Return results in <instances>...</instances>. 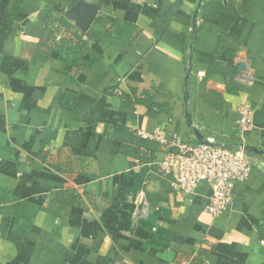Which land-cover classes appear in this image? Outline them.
<instances>
[{
  "label": "crops",
  "instance_id": "1",
  "mask_svg": "<svg viewBox=\"0 0 264 264\" xmlns=\"http://www.w3.org/2000/svg\"><path fill=\"white\" fill-rule=\"evenodd\" d=\"M207 137L216 216L157 169ZM0 264H264V0H0Z\"/></svg>",
  "mask_w": 264,
  "mask_h": 264
},
{
  "label": "built area",
  "instance_id": "2",
  "mask_svg": "<svg viewBox=\"0 0 264 264\" xmlns=\"http://www.w3.org/2000/svg\"><path fill=\"white\" fill-rule=\"evenodd\" d=\"M238 113V129L242 132L251 128L249 105H241ZM251 167L252 160L245 145L222 146L212 137L198 142H177L157 165L159 172L171 176L173 188L185 194L193 193L198 184L205 183L210 190L205 210L215 216L225 210L232 199L235 183L245 180Z\"/></svg>",
  "mask_w": 264,
  "mask_h": 264
},
{
  "label": "water",
  "instance_id": "3",
  "mask_svg": "<svg viewBox=\"0 0 264 264\" xmlns=\"http://www.w3.org/2000/svg\"><path fill=\"white\" fill-rule=\"evenodd\" d=\"M193 18L195 19V16H194ZM246 150H247V151H254V152H256V151H257L256 149H254V148H251V147H246Z\"/></svg>",
  "mask_w": 264,
  "mask_h": 264
}]
</instances>
